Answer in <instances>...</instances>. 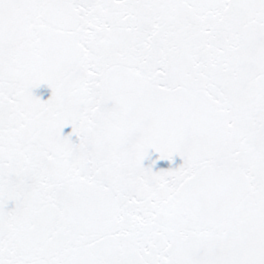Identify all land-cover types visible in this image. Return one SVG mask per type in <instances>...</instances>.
<instances>
[{"label": "snow or ice", "instance_id": "1", "mask_svg": "<svg viewBox=\"0 0 264 264\" xmlns=\"http://www.w3.org/2000/svg\"><path fill=\"white\" fill-rule=\"evenodd\" d=\"M0 264H264V0H0Z\"/></svg>", "mask_w": 264, "mask_h": 264}, {"label": "water", "instance_id": "2", "mask_svg": "<svg viewBox=\"0 0 264 264\" xmlns=\"http://www.w3.org/2000/svg\"><path fill=\"white\" fill-rule=\"evenodd\" d=\"M46 98V97H45ZM178 159V158H177Z\"/></svg>", "mask_w": 264, "mask_h": 264}]
</instances>
